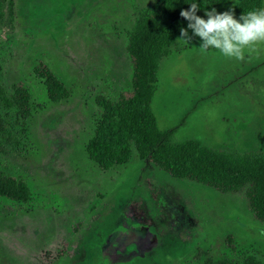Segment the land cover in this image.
<instances>
[{"label":"rangeland","instance_id":"obj_1","mask_svg":"<svg viewBox=\"0 0 264 264\" xmlns=\"http://www.w3.org/2000/svg\"><path fill=\"white\" fill-rule=\"evenodd\" d=\"M154 1L0 6V173L20 176L30 189L29 210L0 197V264H203L208 256L264 264V224L244 190L175 179L136 151L109 170L88 156L97 98L131 89L127 32ZM200 43L179 38L161 61L152 102L158 127H177L174 142L264 154V43L242 60L201 51ZM40 64L70 88L69 99L50 101L35 73ZM16 83L36 105L25 124L3 100Z\"/></svg>","mask_w":264,"mask_h":264},{"label":"trees","instance_id":"obj_2","mask_svg":"<svg viewBox=\"0 0 264 264\" xmlns=\"http://www.w3.org/2000/svg\"><path fill=\"white\" fill-rule=\"evenodd\" d=\"M14 6L13 0H0V6ZM191 0H155L140 11L135 25L127 32V51L133 74L131 89L116 98L98 96L100 107L95 116L93 137L87 144L89 158L102 170H109L130 161L136 151L141 160L168 173L171 177L190 180L209 186L221 193L245 191L254 218L264 224V154L241 153L231 149L215 150L197 140L174 142L177 127L161 130L152 110V102L158 81L161 61L177 46L180 29L188 21L180 16L182 9L190 7ZM205 8L216 10L230 0H200ZM201 7L197 15L204 13ZM264 7V0H240L234 13H242ZM35 73L43 81L48 98L59 103L69 99L71 90L48 66L39 65ZM10 100L18 117L25 124L36 108L30 89L22 83L12 86ZM40 108V106H38ZM30 189L20 176L0 173V197L25 206ZM227 245L236 250L232 236ZM203 264H232L227 259L215 261L209 256ZM250 264H256L250 260Z\"/></svg>","mask_w":264,"mask_h":264},{"label":"clouds","instance_id":"obj_3","mask_svg":"<svg viewBox=\"0 0 264 264\" xmlns=\"http://www.w3.org/2000/svg\"><path fill=\"white\" fill-rule=\"evenodd\" d=\"M188 3L190 7L180 12L188 21L187 27L180 29V38L189 42L192 36L199 37L201 51L215 49L226 58L242 60L246 50L254 51L255 45L264 43V7L237 17L232 10L218 12L215 7L205 8L200 0ZM201 7L204 16L197 15Z\"/></svg>","mask_w":264,"mask_h":264}]
</instances>
